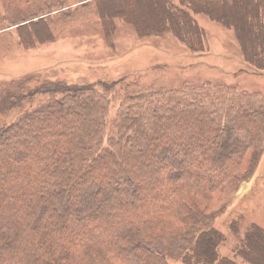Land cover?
Listing matches in <instances>:
<instances>
[{"label":"trees","instance_id":"16d2710c","mask_svg":"<svg viewBox=\"0 0 264 264\" xmlns=\"http://www.w3.org/2000/svg\"><path fill=\"white\" fill-rule=\"evenodd\" d=\"M129 1L135 2L136 22L157 29L170 21L169 0H97L99 16L119 14ZM213 2L223 6L191 0L192 10L204 9L224 24L233 20L244 47L254 53L258 41L264 48V0ZM241 4L250 8L247 18V11L235 15L233 9ZM41 7H47L43 1ZM182 12L188 25L191 18ZM249 18L259 31L256 39L244 27ZM192 39L197 46L203 44L200 31ZM254 56L257 68L264 54ZM63 89L58 83L41 82L35 90H19V95L45 91L51 97L47 105L17 121L27 137L32 136L29 150L16 151L8 142L17 123L0 133V228L5 231H0V264H166L172 257L184 264H264V230L252 224L234 257H220L217 248L225 238L211 224L217 214H205L196 202L185 201L228 188L232 174L257 147L239 183L249 181L264 143L263 104L246 109L233 104L220 112L175 92L153 100L141 91L126 100L115 133L104 146L109 110L105 94L93 87ZM61 94L67 100L56 99ZM73 105L81 110L72 113ZM56 117L59 130L49 134L48 123ZM37 126L48 131L34 137ZM178 225L186 241L174 239ZM229 229L236 232L238 224L232 222Z\"/></svg>","mask_w":264,"mask_h":264},{"label":"rangeland","instance_id":"374dc122","mask_svg":"<svg viewBox=\"0 0 264 264\" xmlns=\"http://www.w3.org/2000/svg\"><path fill=\"white\" fill-rule=\"evenodd\" d=\"M30 1L0 0V133L25 114L48 104L51 97L45 91L32 96L19 95L21 88L35 90L41 82L61 84L66 88L63 90L93 87L105 94L109 110L105 119L104 146L115 133L116 118L126 100L141 91L153 100L173 97L168 93L175 92L188 100L201 101L212 110L220 108V112L233 104L243 109L249 104L264 105V62L258 60L257 68L253 63L254 55L264 54L263 46H258L256 41L254 47L259 50L253 53L241 43L233 20V23L224 24L220 17H211L204 9L194 12L191 0H169L171 5L166 10L170 21L163 22L157 29L150 28L147 22L132 19L137 14L132 1L119 14L113 12L103 19L98 13L97 0ZM42 1L47 7L39 9ZM203 1L211 3L210 6H223L213 0ZM231 6V2L226 3L227 8ZM239 6L237 10L234 6L235 15L247 11V18L250 8ZM152 10L157 11L153 2ZM180 10L191 18L189 26L179 14ZM15 11L18 13L13 16ZM38 23L42 25L35 26ZM192 23L196 25L195 31ZM255 25V20L250 18L244 25L254 38L259 35ZM199 31L203 35L200 47L192 39ZM188 34H192L191 40ZM65 96L61 94L56 99ZM70 108L72 113L81 110L76 105ZM53 111L57 114L56 108ZM55 119L48 123L52 126L49 134L59 130L60 118ZM187 124L190 125L189 121ZM22 126L17 123L9 133L8 142L14 143L16 151L32 147V136L27 137ZM45 131L48 130L37 126L32 135L37 137ZM191 134L194 133L188 135ZM256 149L249 150L242 167L232 174L231 184L221 193L185 199L188 203L196 202L197 209L205 214H217L211 224L225 238L217 248L220 257H234V249L240 247L239 241L252 224L264 230V143L249 181L239 183ZM232 222L238 224L236 232L229 229ZM182 228L178 225L179 230L173 231L174 239L186 241L187 234L182 233ZM165 229L160 231L171 233L169 228ZM0 231L5 233L3 228ZM165 263L184 264L175 257L167 258ZM111 264L119 263L113 261Z\"/></svg>","mask_w":264,"mask_h":264}]
</instances>
